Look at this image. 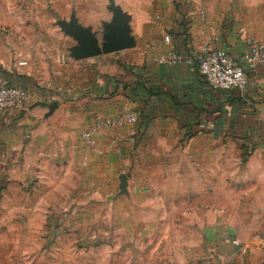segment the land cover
<instances>
[{"label":"crops","instance_id":"0c3cea01","mask_svg":"<svg viewBox=\"0 0 264 264\" xmlns=\"http://www.w3.org/2000/svg\"><path fill=\"white\" fill-rule=\"evenodd\" d=\"M204 12V22L189 15L184 22L187 29L178 21L173 33L166 34L175 51L190 55L209 46L239 59L245 49L242 36L214 19L209 9ZM248 29L245 35L264 42V28L262 32ZM155 42L152 51L138 49L140 58L134 59L130 77H123L116 64L101 65L98 75L92 71L62 100L32 105L33 101L28 109L11 112L6 121L0 119V167L22 161L23 174L29 168L37 171L38 180L50 186L79 178L93 164L91 160H96L95 168L122 164L133 171L126 180L129 194L144 201L134 203L135 214L148 210L151 195H145L144 185L157 181L160 167L176 168L177 181L193 184L201 180L200 168L208 169L211 183L214 169L222 167L225 195H207L206 213L200 212L199 204L193 206L190 215L197 216L195 222L193 218L191 224L165 227L166 232L178 233L170 239L176 244L174 255L178 252L182 262L188 263L216 257L221 264H264V66L247 72L248 83L240 91L213 90L194 67L159 64L157 59L166 48L163 42ZM24 64L14 66L13 73L3 68L9 84L30 85ZM52 103L56 108L50 112ZM122 111L135 112L136 124L100 133L88 155L81 133L95 117ZM233 146L237 147L235 159ZM218 151L224 152L222 161L217 160ZM238 184L240 195H235ZM197 200V195L191 196L192 202ZM177 201L176 205H185L184 197ZM200 215L207 217L206 224H201ZM139 218L134 221L136 232L143 226L149 232L155 226L144 216ZM192 243L197 247L185 250L184 245Z\"/></svg>","mask_w":264,"mask_h":264},{"label":"rangeland","instance_id":"374dc122","mask_svg":"<svg viewBox=\"0 0 264 264\" xmlns=\"http://www.w3.org/2000/svg\"><path fill=\"white\" fill-rule=\"evenodd\" d=\"M113 1L130 15L135 46L75 61L67 51L74 41L55 23L68 21L74 13L81 26L101 31V23L111 19L107 0H0V77L5 79L4 67L13 73L14 66L25 63L31 80L24 87L29 93L26 109L33 101L32 105L62 100L67 90L84 77L89 79L92 71L98 75L101 65L116 64L123 70V77L134 75L132 63L140 58L138 49L152 51L155 41L163 42L178 21L184 24L190 16L197 17L199 10L209 9L214 19L227 24L230 32L239 36H243L245 28L261 32L264 28V0ZM184 26L187 29V23ZM98 39L100 43V35ZM237 147H232L234 159ZM94 148L87 149L88 155ZM217 154V160L222 161L224 152ZM91 161L93 164L79 178L73 176L66 183L50 186L38 180L37 171L29 168L23 174L22 161L0 167V264H221L216 257L182 262L178 252L174 255L176 244L170 240L178 233L166 232L165 227L191 224L193 218L195 222L197 216L190 215L195 211L193 206L199 204L200 212L206 213L207 195H225L224 168L214 169L211 183L208 169L200 168L201 180L193 184L177 181L176 168L160 167L157 181L144 185L145 195H151L148 210L135 214L132 207L144 202L139 200L141 196L130 195L128 183L126 193L119 194L118 189L119 175H125L127 180L132 169L107 163L95 168L96 160ZM234 188L235 195H240L239 184ZM192 195H197L198 200L192 202ZM182 197L185 205H176ZM137 215L155 225L151 231L145 232V226L135 231L134 221H140ZM198 219L201 224L207 223L206 216ZM184 234L187 237L188 233ZM184 247L197 246L192 243Z\"/></svg>","mask_w":264,"mask_h":264},{"label":"built area","instance_id":"2783aa9c","mask_svg":"<svg viewBox=\"0 0 264 264\" xmlns=\"http://www.w3.org/2000/svg\"><path fill=\"white\" fill-rule=\"evenodd\" d=\"M197 17L205 21V12L199 10ZM245 49L239 59H235L224 50L203 47L195 54L177 53L170 36H165V51L157 59L161 65H182L194 67L203 81L213 90L225 92L240 91L248 83L247 72L257 66H264V42L252 37L242 36ZM27 89L9 84L0 77V119L6 121L11 112L23 110L28 103ZM137 115L133 111H122L116 115L98 116L81 133L80 142L86 148H94L100 133L123 127L133 126Z\"/></svg>","mask_w":264,"mask_h":264},{"label":"water","instance_id":"95a60500","mask_svg":"<svg viewBox=\"0 0 264 264\" xmlns=\"http://www.w3.org/2000/svg\"><path fill=\"white\" fill-rule=\"evenodd\" d=\"M106 10L111 14L108 22H102V30L99 33L91 31L90 27L81 26L74 13H71L68 21L60 20L55 23L60 31L71 38L75 45L68 48L69 56L74 60L93 58L99 55L131 49L135 46V40L129 28L130 17L124 13L113 0H107ZM100 35V43L98 39ZM56 108V104L49 106L50 112ZM119 179V194L126 192V177L121 174Z\"/></svg>","mask_w":264,"mask_h":264},{"label":"flooded vegetation","instance_id":"af4514ba","mask_svg":"<svg viewBox=\"0 0 264 264\" xmlns=\"http://www.w3.org/2000/svg\"><path fill=\"white\" fill-rule=\"evenodd\" d=\"M94 33H99L100 31L99 30H97V31H93Z\"/></svg>","mask_w":264,"mask_h":264}]
</instances>
